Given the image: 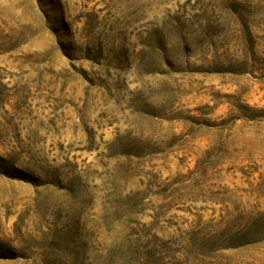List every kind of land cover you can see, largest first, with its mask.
<instances>
[{
    "label": "rangeland",
    "instance_id": "1",
    "mask_svg": "<svg viewBox=\"0 0 264 264\" xmlns=\"http://www.w3.org/2000/svg\"><path fill=\"white\" fill-rule=\"evenodd\" d=\"M0 264H264V0H0Z\"/></svg>",
    "mask_w": 264,
    "mask_h": 264
}]
</instances>
